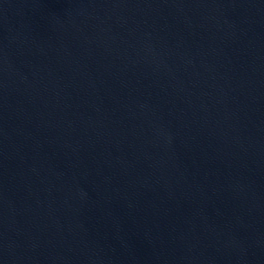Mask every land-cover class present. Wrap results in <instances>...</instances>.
<instances>
[{"label": "water", "instance_id": "obj_1", "mask_svg": "<svg viewBox=\"0 0 264 264\" xmlns=\"http://www.w3.org/2000/svg\"><path fill=\"white\" fill-rule=\"evenodd\" d=\"M0 264H264V0H0Z\"/></svg>", "mask_w": 264, "mask_h": 264}]
</instances>
